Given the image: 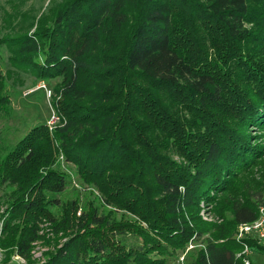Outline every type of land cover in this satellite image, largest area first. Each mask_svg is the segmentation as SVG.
I'll list each match as a JSON object with an SVG mask.
<instances>
[{
    "label": "trees",
    "instance_id": "obj_1",
    "mask_svg": "<svg viewBox=\"0 0 264 264\" xmlns=\"http://www.w3.org/2000/svg\"><path fill=\"white\" fill-rule=\"evenodd\" d=\"M24 14L0 45L58 79L62 123L32 128L5 157L0 147V244L29 258L50 219L71 232L44 264H169L193 238L204 247L188 264H245L236 233L264 206V0H53ZM11 108L0 64V114ZM59 154L136 218L78 215L56 198Z\"/></svg>",
    "mask_w": 264,
    "mask_h": 264
},
{
    "label": "rangeland",
    "instance_id": "obj_2",
    "mask_svg": "<svg viewBox=\"0 0 264 264\" xmlns=\"http://www.w3.org/2000/svg\"><path fill=\"white\" fill-rule=\"evenodd\" d=\"M52 1L0 0V36L10 35L15 37L22 33L23 30L20 27L25 28L23 14L25 13L24 17L28 14H41ZM12 56L13 53L7 46L0 45V64L6 74L7 89L12 100L11 112L8 115L0 114L2 157L13 151L32 128L44 123L48 125V121L51 120L52 116L56 117V125L49 126L50 130L62 123L53 106L55 99H61V95H58L54 90L58 79L51 81L39 80L31 71V68L22 64L24 62L18 61L14 64ZM43 81L46 82L47 89L52 91L51 95L45 89L39 88ZM55 168L62 170L68 180L66 190L55 197L59 198L64 204L75 203L78 215L83 211H88L91 207H97L100 212L113 220L136 218L135 215L117 208L113 203H107L104 200L105 196L97 187L83 182L78 176L74 165L66 161L63 154H59ZM254 176L258 180L261 178L258 171ZM5 190L8 193L9 190L7 188ZM4 198L5 191L0 189V239L4 238L2 229L5 218L3 215L7 207ZM53 212L58 214L61 213V210L54 208ZM199 214L206 222L216 221V216L212 213V205L205 201L200 202ZM60 215H58V218ZM141 225L145 228L148 227L145 222H141ZM39 226L40 238L32 242L29 258L20 255L16 252L15 246H10L7 242L0 244V264H44L50 255L67 241L68 234L71 232L69 226L55 228V224L50 219H42ZM238 231L239 227L236 233L237 240ZM247 239L257 240L259 243L264 244V237H259L256 234L247 235L242 240H238L242 243L243 250L237 256H242L245 264H264V255L253 251L247 243ZM203 247L202 242L198 241L197 238H193L184 251L169 260V264H188L195 259L198 249Z\"/></svg>",
    "mask_w": 264,
    "mask_h": 264
},
{
    "label": "built area",
    "instance_id": "obj_3",
    "mask_svg": "<svg viewBox=\"0 0 264 264\" xmlns=\"http://www.w3.org/2000/svg\"><path fill=\"white\" fill-rule=\"evenodd\" d=\"M39 88H43L48 91L49 95L52 94V91H49L47 88L46 82H42ZM59 117V116H58ZM59 119V118H58ZM56 117L52 116L51 120L48 121V126L56 125ZM250 234H256L259 237H264V207L260 209V217L251 223H244L239 226L238 231V240H242L245 236Z\"/></svg>",
    "mask_w": 264,
    "mask_h": 264
}]
</instances>
